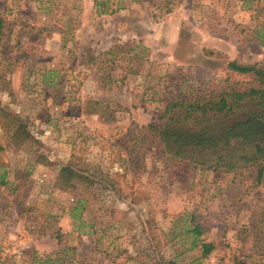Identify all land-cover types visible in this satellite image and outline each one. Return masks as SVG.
I'll list each match as a JSON object with an SVG mask.
<instances>
[{"label": "rangeland", "instance_id": "obj_1", "mask_svg": "<svg viewBox=\"0 0 264 264\" xmlns=\"http://www.w3.org/2000/svg\"><path fill=\"white\" fill-rule=\"evenodd\" d=\"M0 15V264H264V235H239L264 184L134 139L177 95L239 88L229 61L264 69V0H0ZM64 166L88 179L74 192L55 188ZM191 215L207 257L187 250Z\"/></svg>", "mask_w": 264, "mask_h": 264}, {"label": "trees", "instance_id": "obj_2", "mask_svg": "<svg viewBox=\"0 0 264 264\" xmlns=\"http://www.w3.org/2000/svg\"><path fill=\"white\" fill-rule=\"evenodd\" d=\"M6 24L0 15V41ZM227 70L231 76L245 78V82L239 88L209 86L208 90L169 99L157 121L142 128L144 137L137 135L134 139L136 143L145 139L146 150L168 166L233 174L241 189L255 190L264 184V69L258 64L229 61ZM29 138L19 121L12 135L13 144L20 147ZM87 180L76 169L64 166L56 177L55 188L74 192ZM255 218L239 233L243 245L254 243L257 247L264 235V208L257 211ZM205 231L191 215L183 233L188 251L198 250L207 257L217 249L215 243L203 239ZM259 257L264 258V252ZM233 264L248 263L236 257Z\"/></svg>", "mask_w": 264, "mask_h": 264}]
</instances>
